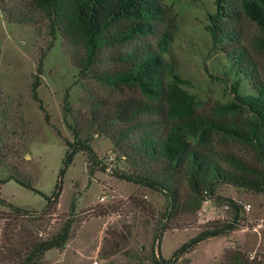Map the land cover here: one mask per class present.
Here are the masks:
<instances>
[{
    "label": "rangeland",
    "instance_id": "374dc122",
    "mask_svg": "<svg viewBox=\"0 0 264 264\" xmlns=\"http://www.w3.org/2000/svg\"><path fill=\"white\" fill-rule=\"evenodd\" d=\"M0 3L6 10L37 23L9 24L0 12V180L15 176L44 196H51L62 169L65 142L76 141L72 129L79 139L90 136L89 144L102 165L108 167L106 171L99 168L89 177L86 156L76 154L61 178L55 214L43 216V222L37 221L45 206L42 196L14 181L0 185L2 199L29 212L19 219L21 225H43L33 228L36 237L53 231L54 219L69 214L74 197L76 222L71 237L62 251L47 252L44 264H150L152 250L169 259L202 228L230 219V213L210 202L206 205V216L180 211L168 226L160 219L165 207L162 194L113 178L112 169L127 171L128 166L121 161L108 164L112 154L119 158L112 137L124 133L130 141L141 135L127 131L129 122H124V117L114 118L115 107L144 100L136 86L110 88L96 78L126 68L111 61L118 50L103 51L97 63L82 72L85 47L77 36L64 38L60 32L51 36L48 21L33 11L31 0H0ZM161 7L175 27L164 60L172 65L175 75L188 82L179 87L194 98L196 111L209 112L217 105L230 103L235 91L241 96L254 93L253 78L245 71L255 67L264 80V51L256 46L262 35L257 25L242 13L240 0H228L225 5L228 17H221L218 22L233 39L217 45L212 43L208 20L209 15L216 13L214 0H164ZM154 39L148 36L146 41L154 43ZM238 48L245 53L240 63L236 61ZM42 53L45 57L38 73ZM36 81L34 99L31 86ZM66 95L70 106L67 124L71 129L63 120ZM153 133L162 136L166 131L155 126ZM124 142L128 140L124 138ZM188 142L210 154L224 168L229 166L223 159L230 155L252 162V152L247 146L219 134H211L204 145H196L193 138ZM213 196L231 199L242 207L238 228L226 237L199 244L178 264H264V197L227 184L218 185ZM179 198L182 203L189 198L185 186L180 187ZM243 206H250L249 211ZM7 213L9 209L0 206V234L5 224L2 218ZM177 224H186L187 229L167 230L159 235L163 225ZM15 233V242L24 240V233L20 235L18 229ZM155 234L159 238L153 240ZM0 243L3 245L5 241Z\"/></svg>",
    "mask_w": 264,
    "mask_h": 264
},
{
    "label": "trees",
    "instance_id": "16d2710c",
    "mask_svg": "<svg viewBox=\"0 0 264 264\" xmlns=\"http://www.w3.org/2000/svg\"><path fill=\"white\" fill-rule=\"evenodd\" d=\"M163 1L31 0V4L33 11H38L48 21L51 36L54 37L56 32H60L64 38L77 36L80 39L85 47L82 72L95 65L97 57L103 51L118 50L111 61L119 62L126 68L96 78L110 88L136 86L144 98L140 102L122 103L115 107L114 118L119 120L124 117V122H129L127 131L130 134L140 132L141 135L130 141L124 133L112 137L119 158L115 156L113 161L109 158L108 164L111 166L113 162L121 161L128 166L127 171H120L116 167L112 169V177L162 194L165 207L160 219L168 226L169 221L175 220L180 211L191 216L198 214L205 201L214 203L217 208L231 214L229 220L202 228L175 250L169 259L156 255L152 250L150 264H178L181 260H186V256L195 251L199 244L226 237L238 228L242 207L231 199L214 198L218 185L243 188L264 197V80H261L256 68L252 67L245 72L253 78L254 93L241 96L235 91L230 103L217 105L209 112L196 111L197 103L194 98L179 87L187 85L188 82L175 75L172 65L163 57L175 31L173 22L167 20L168 17L161 7ZM227 1L214 0L216 13L208 16L213 45L233 39L229 31L218 26L221 17H228L225 7ZM240 9L259 28L262 38L256 42V46L264 51V0H240ZM0 12L9 24H37L30 17L6 10L1 3ZM148 36L155 38L154 43L146 41ZM120 48L124 50L119 51ZM244 54L242 49H237L238 63ZM44 57L42 53L38 62V73L41 72ZM37 86V81L31 86L34 99ZM67 98L66 95L63 107V120L66 124L67 114L70 112ZM155 126L165 129L166 133L157 136L153 133ZM68 127L70 128L69 125ZM72 132L76 141L65 142L67 149L62 159V169L51 196H44L31 184L15 176L0 180V185L14 181L44 198L45 206L40 212L37 220L39 222L45 221L43 216L45 218L55 214L62 190L61 178L76 154L86 156L89 177L99 168L102 171L108 168L102 165L89 144L90 136L79 139L77 131L72 129ZM211 134H219L247 146L252 152V162L246 163L230 155L223 159L229 166L224 168L210 154L189 145V138H193L198 146L204 145ZM124 138L128 142L125 143ZM181 186H185L189 194V198L183 203L179 198ZM0 206L9 209L6 217L2 218L5 224L0 234V242L5 241V244L0 243V264H44L47 252L62 251L65 248L76 222L74 197L69 214L54 219L51 226L53 231L41 237L34 236L33 228L43 225L32 227L19 223V219L27 215L28 211L1 197ZM84 220L85 218L78 222ZM166 225H163L159 235L167 230L187 229L186 224L170 227ZM16 228L21 231L20 235L25 234L24 240L19 243L14 241L17 237ZM158 238L155 234L153 240Z\"/></svg>",
    "mask_w": 264,
    "mask_h": 264
},
{
    "label": "built area",
    "instance_id": "2783aa9c",
    "mask_svg": "<svg viewBox=\"0 0 264 264\" xmlns=\"http://www.w3.org/2000/svg\"><path fill=\"white\" fill-rule=\"evenodd\" d=\"M115 158V155L112 154L111 157H110V161H113ZM207 204H211L209 201H205L202 208L200 209L199 213H198V216L201 217V216H206L207 214V209H206V205ZM243 209L248 212L249 209H250V206H243ZM261 227V225L259 226ZM93 264H96V263H93Z\"/></svg>",
    "mask_w": 264,
    "mask_h": 264
}]
</instances>
